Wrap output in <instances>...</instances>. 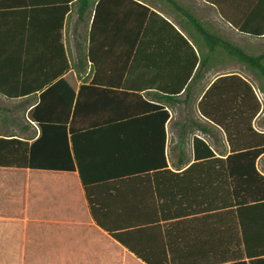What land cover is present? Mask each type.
Returning a JSON list of instances; mask_svg holds the SVG:
<instances>
[{"label":"crops","instance_id":"0c3cea01","mask_svg":"<svg viewBox=\"0 0 264 264\" xmlns=\"http://www.w3.org/2000/svg\"><path fill=\"white\" fill-rule=\"evenodd\" d=\"M67 1L0 0V27L15 31L22 24L27 26L25 20L20 19L19 11L35 7L32 25L36 33L34 45L41 50V60L49 58L53 61V49L57 47L53 39ZM132 1L164 16L198 53L200 51L203 59L209 51L178 5L193 13L211 32L223 35L249 53L261 54L264 53V35L256 37L242 33L231 21L244 22L254 15L264 22V0H119V43L110 53L104 50V60L119 64V72L98 74L102 80L117 81L116 120L92 122L93 115L89 112L100 109L105 101H86L87 114L83 125L85 123L88 130L84 128L86 130L79 142L90 195L103 222L114 225L148 223L150 229L145 237H140L146 238L148 253L153 256L164 254L173 264L231 263L244 252V245H238L237 241L245 238L254 241L257 250L264 245V201L244 208V234L236 206H231L233 197L228 184L226 195H221L220 164L209 156L202 162L196 160L194 142L197 137L210 145L215 157L225 159L233 154L226 132L201 113L199 103L218 78L239 75L253 85L262 103L261 111L254 119V127L264 132V79H258V73L220 50L211 54L208 64L201 67L197 64L190 76L194 65L192 50L176 33H163L162 21L150 14L145 17V10ZM73 21H78L75 6L67 13L63 28V42L71 62L69 43L73 44L69 36L73 34ZM141 27L149 32L148 41L136 40ZM251 43H258L262 50L250 51ZM76 50L78 59L77 44ZM94 76L95 73L90 71L79 74L71 69L64 77L79 89L83 78L92 79ZM184 83L185 88L173 98L176 89ZM39 95L18 99L26 115L19 132H13L10 122L6 123L0 114V138L15 136L32 143L41 135L40 126L29 117ZM6 100L12 99L0 93V104ZM0 110L4 112V106H0ZM246 142L243 137H238L239 145ZM193 164L195 167L191 169ZM257 167L264 174V154L258 159ZM233 168L237 173L243 171L239 166L233 165ZM26 171L37 170L0 167V204L6 207L5 213H0V219L21 221L24 218L27 231L25 213L19 211L15 215L6 212L13 207L20 210L28 201L26 185L32 178L22 181ZM59 172L77 174L81 208L77 207L74 194L75 209L64 204L56 205L61 219L55 217L54 212V223L74 224L73 220L82 215L104 237L113 241V246L119 250V264H146L95 222L79 172ZM225 196L228 204L221 208L219 205ZM114 229H119V226ZM57 232L52 236L54 246L61 245L64 239L59 229ZM83 235L78 241L83 239ZM89 240L91 238L86 239ZM26 242L24 256L28 252V232ZM1 257L6 255L0 253V260ZM6 263L0 261V264Z\"/></svg>","mask_w":264,"mask_h":264},{"label":"trees","instance_id":"16d2710c","mask_svg":"<svg viewBox=\"0 0 264 264\" xmlns=\"http://www.w3.org/2000/svg\"><path fill=\"white\" fill-rule=\"evenodd\" d=\"M132 2L145 10V17L150 14L151 17L160 19L164 25L163 33H176L192 50L194 65L190 76L197 64H200V67L208 64L211 54L220 50L264 77V53H249L223 35L211 32L189 10L178 5L188 16L209 51V55L203 59L200 51L198 53L192 43L164 16L141 3ZM73 6L78 15L77 23H90L85 43H77L78 59L74 64L63 42L65 18ZM35 9L30 7L19 11L20 19L25 20L27 26L22 24L15 31L10 28L3 30L0 27V93L12 100L30 98L40 93L39 101L30 111L29 117L40 126L41 135L32 143L15 136L0 138V167L79 172L92 216L103 230L146 264H173L164 254L153 256L148 253L146 238H140L145 237L150 229L148 223L114 225L100 219L90 195V183L84 174L79 153L80 138L88 128L84 126L85 123L83 125L87 114L86 101H105L100 109H92L89 112L93 115H90L92 122L107 123L116 120L115 100L119 97L115 94L117 81L102 80L98 78V74L119 72V64L107 63L104 60V50L110 53L119 43V0H68L64 4L53 39L57 43V47L54 46L53 49V61L49 58L41 60V50L34 45L36 33L32 30V25ZM231 22L242 33L256 37L264 35V22L260 21V17L253 15L247 17L244 22ZM148 33L141 27L136 40L148 41ZM71 69H75L79 74L90 71L91 74L95 73V76L92 79L83 78L79 89H75L64 77ZM183 88L185 83L176 89L173 98ZM261 108L262 103L253 85L236 74L218 78L199 103L201 113L224 129L233 154L225 159L215 157L210 145L197 137L194 142L196 160L202 162L201 160L209 156L220 164L221 195H226L228 184L233 197L231 206H236V215L240 219L244 234V208L264 201V174L257 167L258 159L264 154V132L254 127V119ZM166 115L167 120L168 114ZM239 136L247 142L239 145ZM233 165L241 167L243 171L237 173ZM194 167L193 164L190 168ZM222 199L219 206L225 208L228 204L226 196ZM115 226H119V229H114ZM237 244L244 245L243 254L236 256L231 263L221 261L218 264H264V245L257 250L254 241L247 238L237 241Z\"/></svg>","mask_w":264,"mask_h":264},{"label":"rangeland","instance_id":"374dc122","mask_svg":"<svg viewBox=\"0 0 264 264\" xmlns=\"http://www.w3.org/2000/svg\"><path fill=\"white\" fill-rule=\"evenodd\" d=\"M89 22L86 24L74 23L71 25L73 34L69 36V48L73 64L77 62L76 44L86 38ZM249 50L259 52L262 50L258 43H251ZM262 80L264 77L257 76ZM253 83H256L252 79ZM4 106V112H0L10 122L13 132H19L25 123L26 115L22 109V102L19 100H6L0 104ZM1 111V110H0ZM59 171L37 170L26 171L22 175L24 178H32L31 183L27 181L28 201L25 205L13 207L6 210L8 214L25 213L27 217V231L24 218L21 221L0 219V253L6 255L0 261L8 264H119V250L113 246V241H109L101 231L88 223L82 215L73 221L74 224H55L53 213L58 219L60 209L56 205L64 204L67 208H73V196L75 194L76 205L81 208V194L79 182H76L77 174H63ZM18 177L20 175H17ZM77 186H76V185ZM30 186L31 189L29 188ZM73 190V187H75ZM53 203V204H52ZM54 205V206H53ZM6 208V207H5ZM4 205L0 204V213H5ZM3 210V211H2ZM11 212V213H10ZM58 212V213H57ZM64 235L62 244L54 246L52 244L53 232ZM28 232V252L24 256L26 233ZM83 239H81V235ZM81 234V235H80ZM91 240L86 241V239ZM71 243V245H70ZM85 243L87 245H85ZM38 246V247H37ZM86 246V247H84ZM84 247V248H83ZM38 249V250H37ZM41 249V250H40ZM87 249V250H85ZM37 250V251H36ZM6 263V264H7Z\"/></svg>","mask_w":264,"mask_h":264}]
</instances>
